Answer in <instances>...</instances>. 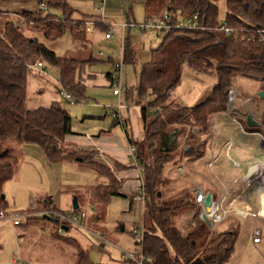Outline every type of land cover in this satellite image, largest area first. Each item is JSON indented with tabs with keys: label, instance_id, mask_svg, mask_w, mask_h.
I'll use <instances>...</instances> for the list:
<instances>
[{
	"label": "trees",
	"instance_id": "1",
	"mask_svg": "<svg viewBox=\"0 0 264 264\" xmlns=\"http://www.w3.org/2000/svg\"><path fill=\"white\" fill-rule=\"evenodd\" d=\"M154 1L158 5L153 9ZM221 1L227 10L224 22L219 19ZM39 5L47 8L41 9ZM145 9L146 21L155 15L169 14L176 24L180 18L198 15L199 28L171 29L152 51L151 61L141 65L135 90L126 93L127 105L134 102L140 108L144 128L141 141L126 131L129 145L136 148L138 163L144 168L146 191L144 220L134 224L143 226L144 240L135 244L141 247L145 264H227L237 240L236 226L232 223L226 231H218L214 225L209 227L200 217L202 209L196 202L192 184L183 189L171 187L174 172L169 175L165 168L205 156L212 138L211 123L228 111L230 92L237 78L260 82V92L264 93V0H146ZM58 12L63 14L62 18ZM76 12L68 0H0V213L7 209L5 198L2 199L3 187L13 178L19 163L15 155L4 149L11 144L33 145L52 163L82 158L83 163L106 178V183L96 186L65 188L77 197L79 204L78 210L69 213L90 207V229L103 232L110 199L125 197L119 191L120 181L105 165L94 160L93 152L67 142L68 136L75 133L72 117L61 101L54 100L48 106L34 109L27 107L28 79L32 74L29 67L38 62L45 64V68L59 70L61 84L56 88L60 94L70 95L75 103L87 100L84 80L78 75L99 61L93 56L88 59L59 56L49 47L58 44L68 33L78 45L92 46L89 33L81 29L85 20L74 18ZM223 26L231 33L220 29ZM98 27L102 31L110 29L104 24ZM124 52L125 65L134 64L135 51L129 42ZM107 59L114 64L113 58ZM186 66L216 79L213 87L192 107L173 96L182 83ZM108 77L111 79V73ZM149 97L153 99L148 101ZM258 119L264 125V111ZM245 126L248 132L261 129L249 126L246 121ZM174 135L176 146L165 151V142ZM190 210L195 211L194 223L183 231L176 223ZM48 221L59 224L57 219ZM63 231L59 227L61 234ZM76 245L78 252L73 264H100L92 260L87 250ZM122 259L126 264H134Z\"/></svg>",
	"mask_w": 264,
	"mask_h": 264
},
{
	"label": "rangeland",
	"instance_id": "2",
	"mask_svg": "<svg viewBox=\"0 0 264 264\" xmlns=\"http://www.w3.org/2000/svg\"><path fill=\"white\" fill-rule=\"evenodd\" d=\"M145 2L146 0L107 1L105 11L101 16L111 29L116 27L120 30V34L124 39V46L120 45L117 37L110 41H98L96 37L97 31H101L104 35V33L109 32L110 29L102 31L98 27L99 24H97L99 21L95 22L94 18L92 19L95 22L94 27L96 32L89 33V37L92 40L91 47L86 48L80 45L74 48L66 39H63L62 42L59 41V45L49 44V47L54 49L59 56L79 59H88L93 56L99 61L98 63H92L90 66H87L82 74L79 73L78 75V77L80 76L84 80L87 100L80 103H75L73 101V104H71L64 99L63 94H60L56 88L57 82L60 79L59 70L50 66L46 68L47 74L38 71V74L40 72L39 75L41 76L39 78L41 88L35 91L29 90L27 102L28 109L46 106L47 104H44L46 102H43L46 95L61 98L64 108L72 117V131L75 133L74 136L83 134L91 136L98 135L100 130L108 129L114 125L116 120L112 116L111 107H117L119 97L113 95V89L109 86V83H106L108 81L107 74L114 71L115 64L123 65L121 98L124 101L123 103H126V93L131 90L134 91L138 84L141 65L151 61L152 51L161 44L164 37V34L158 33L155 30L140 32L132 31L128 28L129 22L136 24H143L146 22L147 13ZM156 4L158 5L157 1L151 3L153 9ZM97 5L99 8H102L101 0L97 2ZM219 7V19L220 22H224L227 11L225 2L221 1ZM130 10H133V14ZM148 13L152 12L148 10ZM56 14L60 18L63 17V14L60 12ZM71 42H74V40ZM127 42H129L130 47L135 51V63L130 65H125L122 60ZM100 52H103L106 58H102L99 55ZM107 58H113L114 64L107 62ZM32 74H37V72L32 71ZM215 82L216 79L214 75H200L186 66L183 72L182 83L173 96L185 106L192 107L203 98L204 94L213 87ZM260 90L261 83L256 80L241 77L236 79L231 91L235 93V101L233 104L237 111L235 115V120L237 122H234L229 116H222V118L215 117L212 121L213 129L211 128V140L215 136L216 143L221 142V137H224V140L227 141L229 131L228 125L226 124H229V128H237V130L241 124L246 130L245 121L248 122L247 119L249 116H251L253 120L254 118H259L260 114L264 111V100L259 98ZM34 98L37 100L35 101ZM152 99L153 97H149L148 101ZM128 105L130 107H135L134 102H130ZM139 112L140 111L137 112V124H139L140 135L143 136L144 128ZM123 124V126L117 124L116 128L125 145V142L127 143V137L124 130L128 131L130 133L129 135H131L132 125L131 122H127L126 120L123 121ZM260 132L264 134L263 129H260ZM102 136H109V133L105 132ZM231 138L238 139L243 144L235 147V150L239 152L237 157L234 156L237 161L246 163L252 161L253 157L264 160V151L260 150L257 146L258 141H260V136L252 137V140L249 142H247L248 139H251L249 136L245 137L243 140L242 135H239V133H233ZM168 148L171 150L170 145H168ZM215 149H218V147L215 146ZM4 150L10 151L19 160L13 178L7 181L3 187V194L5 196V202L7 203L5 213L7 216H11L15 213L21 215L28 214L29 217L25 219L22 225L17 227L12 224L9 218L0 219V264H12L13 259L18 260L19 264H73L76 256L75 254L78 252V247L74 241L70 240L72 236H75V238L79 240L80 245H82L84 249L89 250L90 257L94 262L100 264H126L122 259L124 253L134 251L137 248L135 244L136 241L132 234L119 233L115 237V244L108 242L104 247L100 242L94 239L92 233L80 227L84 226V221L81 219L75 221L76 224L72 226L71 233L62 235L59 232V224L54 226L52 221L50 222L48 219L44 220L43 218L45 217L44 212L52 208L58 211L56 207L53 206L54 202L51 201V198L49 199V196H52L53 200L55 199V202L60 205L61 211L58 212L68 214V210L72 207L73 199L76 196L67 193L65 188H87L104 184L107 182L105 177L94 172L83 162L79 163L77 161L67 160L59 163H52L46 159L38 146L11 144ZM93 158L96 161L95 155ZM208 161V158H204L200 164L191 165L192 163L188 164L187 161L183 160L181 163H184V168L188 174L185 172L186 175L179 176L178 181L170 179L172 180L170 186L176 189H183L192 184L195 189L198 187L197 185L199 183L204 186H208L211 183L223 191L222 187L224 184L222 185L223 175L221 174V170L218 169L219 166L217 165L210 167ZM222 161H226L225 155ZM106 167L115 178L118 177L119 170L116 169L118 166L107 165ZM168 167L169 169L166 170V172L169 175L171 172L176 171L178 176L179 173L175 168V164L172 168L171 164H169ZM228 167L232 170H249V167L245 165L239 168H233L231 163H229ZM259 167L263 169L264 165ZM256 168H254V170H257ZM191 170H195L199 176L201 175V179L199 180L195 174L192 175ZM245 172L246 171H243L239 178H241ZM189 173L191 174L189 175ZM172 177H174L173 174ZM180 177H182V179ZM234 181H237V177H235ZM241 194V190L239 189L237 195ZM48 199L50 203L47 201ZM82 209L86 210L87 206H84ZM87 213L88 216H90L91 211L87 210ZM194 213V210L186 212L178 219L176 225L183 231L191 228L193 225L187 226V221L191 220V216ZM125 215V201L121 199V197H112L106 214V228L109 232H113L118 228V224L121 221L120 218ZM235 216L236 213H233L231 215L232 219L214 225V229L218 231L228 230L232 223L236 226L237 240L234 246L233 256L227 264H264V240L257 245L254 244L255 222H253L252 217ZM139 218L141 219L140 216ZM45 221L46 225L43 227V230H41ZM28 222H30V225H27ZM139 222L136 224H139ZM130 224H132L130 221L125 222L127 227ZM132 225L134 227L137 226L134 224ZM259 225L260 228L261 224ZM73 228H76V230ZM102 250H105L103 254H101Z\"/></svg>",
	"mask_w": 264,
	"mask_h": 264
},
{
	"label": "crops",
	"instance_id": "3",
	"mask_svg": "<svg viewBox=\"0 0 264 264\" xmlns=\"http://www.w3.org/2000/svg\"><path fill=\"white\" fill-rule=\"evenodd\" d=\"M98 1L99 0H68L69 5L77 11L74 14V18L80 19V20H88V19L93 20L92 18H94L95 22H97V21L101 22V23L97 22V24L107 25L101 15L105 11V7L107 5L108 0H106L105 4H104V0H101L102 8L98 7V5H97ZM130 12L133 14V10H130ZM129 23H131V22H129ZM96 34H97L96 37H97L98 41L104 40V36H103L101 31H97ZM63 39H66L67 41H69L71 43V46L74 48H76V46H80V45H76L77 43L75 40H74V42H71L67 38V36H65ZM63 39H61L60 42H62ZM89 39H90V37H89ZM90 41H91V45H92V40L90 39ZM59 43H58V45H59ZM49 67L50 66H48V68ZM45 73H43V74H45ZM39 74H40V72H39ZM39 74L37 72V74H31L30 75V77L28 79V88L30 91H35V90H38L41 88L40 83H39L40 82L39 78L41 76ZM108 76H109V73L107 74L108 81L106 83L110 84V79ZM115 97H118V96H115ZM121 97H122V95L119 97L118 102H120V101L124 102ZM36 100L37 99H35V101ZM54 100L61 101V98H59V97L56 98L54 96L52 97L50 95L49 96L46 95L43 102H46L44 104H47L46 106H48ZM127 106H128V108H125V109L117 112L120 122H118V121H116V122L118 123V125H121V126H123L125 124V122L123 124V121H125V120L127 122H131L132 133L130 136L133 137L135 140L141 141L144 137V134H143V136L140 135L139 124H137V122H138L137 112L140 111V108L138 106H135V107H130L129 105H127ZM222 116H224V115H221L218 117L222 118ZM116 122H115V124H116ZM225 122H227V121H225ZM115 124L112 125L111 127H109L108 129L100 130L98 135H94V136H91L88 134L75 135V136L72 135V136H68V138H67L68 143L78 146L81 150L93 152L95 155L96 161L105 165V166H107V165L108 166H111V165L116 166V164L126 166V167H123V169L116 168L117 170H119L117 178L119 179L120 184H121L120 185V187H121L120 193L125 196V197H121V199H123L125 201V208H126V215L124 217L120 218L121 221L118 224V228H116V230L113 232H109V230L106 228V221H105V231H103V232L102 231L101 232L96 231L95 232V231L91 230L89 227L90 226V224H89L90 216H88L87 220L83 222V225L87 227L86 231H88L89 233H92V234L97 233V232L102 233V235L104 236V239L106 240V244L108 242L115 244V237L119 233L130 235L131 234L130 230H131V227L133 226L132 224H136L140 220H141L140 222H142V220L144 219L143 216H144V208H145V206L142 202L134 199V198H136L135 196L137 195V190L140 186V178H139V172H138L137 167L130 163V145L128 142V138H126L127 143L125 142V145H124L123 140L120 137V134H119ZM226 125H228V131H229V134L227 136V141L231 138V135L233 133H239V135H242L243 140L245 139V137H248V136L240 133L237 130V128L232 129L231 127L229 128V124H226ZM105 132L109 133V136H102V134ZM124 133L126 135L125 130H124ZM231 139H234V138H231ZM251 140H252V138L248 139L247 142H249ZM227 141L224 140V137H221V142L216 143V138L214 136V143L211 147V150H209L207 148L206 154H205L206 156L203 157L202 159L197 160V161L187 162V163L188 164L192 163L191 165H193V164L197 165V164H200V162L203 161L204 158H208L209 159L208 164H209V162L211 161V159L213 157V154L217 155L218 153H220L223 145ZM258 143H259V141H258ZM258 143H257V146H258ZM126 144H127V147H126ZM215 146L218 147V149H215ZM208 147H209V145H208ZM172 148H174V147H171V149ZM263 151H264V149H263ZM223 156H224V154H223ZM223 156H222V158H223ZM233 156L237 157L238 155L233 154ZM222 158L214 166H216V165L219 166L218 169L221 170V174L223 175V178H222L223 182H224V183L222 182V185L224 184L222 187L223 191H221L220 188H218L216 185H213L211 183L208 186L200 185V183L199 184L197 183L198 184L197 186H199V188L205 194H207V193L212 194L213 201L216 203L214 208H217V204L220 201H222L224 199V196H226V193L229 192V194L226 196V200H225V204H224V207L226 209L233 210L235 212H236V210H239V211L243 210V211H248L251 214L254 211L256 213V215L258 216L257 218H255L251 214L244 216L242 214L240 215L239 213H236L235 217H248V216L250 217L251 216L253 219V222H255L254 233L256 230H259L263 234V238H264V189H263L264 188V170H254L253 173H250V170H232L228 167L229 163H231V162L227 158H226V161L223 162ZM260 160H263V159H260ZM245 164H247V163H245ZM231 165L233 168H235V166L232 163H231ZM168 166L169 165L166 166L165 170L169 169ZM172 167H173V165L171 164V168ZM184 167H185L184 163H181L180 165H177L175 167L176 170H178L179 174L177 176L176 171H174V178L173 179L176 180V179H178L179 176H181L179 170H181V169L185 170ZM243 171H246V172L243 174V176L241 178H239L240 175H242ZM185 172H186V170H185ZM186 173L188 174V172H186ZM191 173H192V175L195 174V176L198 177L199 180L201 179V175L199 176L198 173L195 172V170H191ZM191 173H189V175ZM184 175H186V174H184ZM235 177H237V181H234ZM195 181H196V179H195ZM204 181H203V183H204ZM239 189L241 190V193H242L241 195H237V193H239ZM49 198H51V201L54 202L53 206H55L58 211H61V207L58 203L55 202V199L53 200L52 196H49ZM72 209H73V205L68 211L70 212ZM141 214H142V216H141ZM139 216L141 217V219L139 218ZM129 218H131V219H129ZM230 219H232V218H230ZM126 221H130L132 224H130L127 227L125 225ZM53 224H54V226H56L54 222H53ZM259 224H261L260 228H259V226H260ZM27 225H30V222H28ZM45 225H46V221L43 223L41 230H43V227H45ZM84 226H81V228L84 229ZM73 229L76 230V228H73ZM71 231H72V227L68 228V231L64 229L63 234L64 235H65V233L69 234V233H71ZM263 238H262L261 242H263V240H264ZM70 240L74 241L76 244H78V246L81 247V249L87 250L89 253V250L84 249L83 246L80 245L79 240H77L75 238V236L70 237ZM106 244H104L103 246L105 247ZM104 251L105 250H102L101 254H103ZM89 255H90V253H89ZM34 261H35V259H34Z\"/></svg>",
	"mask_w": 264,
	"mask_h": 264
},
{
	"label": "built area",
	"instance_id": "4",
	"mask_svg": "<svg viewBox=\"0 0 264 264\" xmlns=\"http://www.w3.org/2000/svg\"><path fill=\"white\" fill-rule=\"evenodd\" d=\"M105 3H106V0H104V4ZM38 7L41 9L47 8L46 5H39ZM84 24H85V26H83L81 29L85 30L87 33H95L96 32L95 27H94L95 22L93 20H91V19L85 20ZM128 28L132 31H140V32H145L147 30H155L158 33H162V34H164V36H166L169 33V31L171 29H174V28L175 29H198L199 28L198 15H195L194 17L189 18V19L180 18L176 24L172 23V19H171L169 14L155 15L143 24L128 23ZM220 29L225 30L227 34L231 33V31L229 29L225 28L224 26L221 27ZM66 36L70 41L74 40L73 36L70 33H68ZM103 36H104V40H106V41L113 40L117 37L120 45L124 46V39L120 34V30L116 27H113L112 29L110 28L109 32L104 33ZM99 55L102 58H106V55L103 52H100ZM124 56H125V52H123V55H122L123 63H124ZM29 68L31 71H35V72H38V71H41L43 73L46 72L45 64H43L41 62H38L37 64H34V65H31ZM122 71H123V65L122 64H115L114 71L111 72L110 87L113 89V94L115 96H118V97H120L122 95V89H121ZM60 84L61 83L58 81L57 85L60 86ZM62 94L67 101H69L71 104H73V99L71 98L70 95L65 94V93H62ZM234 101H235V93L233 91H231L230 92V102H229L230 104L228 105V111L223 115L229 116V117H231L230 119H232L234 122H237L235 120V115L237 114V111H236L235 105L233 104ZM125 108H128V106L125 103H123L122 101H120L117 104L116 108L113 106L111 107L112 116L115 119L116 118L119 119L117 112L121 111ZM254 120L259 123L258 127L264 130V125H262L261 122L257 118H254ZM212 129H213V122H212ZM238 130L240 133H242L246 136L248 135L250 138L255 137V136H260V141L258 143V147L260 150H263L262 148H260L261 143L264 142V134L263 133H261V132H248L244 129V127L241 124L239 125ZM213 136H214V131H213ZM213 143H214V138L208 144L209 147L207 146V148L209 150H211ZM241 144L242 143L238 139L228 140L223 145L220 153H218L217 155L213 154V157H212L211 161L209 162V166L213 167L222 158L223 154L226 156V158L235 167L239 168V167H242L243 165L249 167L250 173L254 172V168L261 166V165H264V161L260 160L259 158H256V157H253L252 161L246 162L247 164H245L244 162L241 163V162L237 161L234 158L233 154H237V155L239 154V152H237L235 150V147L237 145H241ZM130 163L137 167L138 172H139V178H140V186L137 190V196L135 199L137 201L142 202L145 205L146 191H145L144 184H143L144 168L141 165H139V163H138L137 150L134 147H130ZM180 172H181L180 173L181 175L185 174V170L181 169ZM195 191H196V202H197L198 206L201 207V209L203 210L206 194L199 188V186L195 188ZM228 194H229V192L226 193V196ZM226 196H224V199L217 204V208L214 209L213 212L209 215L210 221L213 223V225L221 224V223L229 220L231 218V214L233 212L239 213L240 215L242 214L244 216L251 214L248 211L236 210V212H235L233 210L226 209L224 207ZM215 204L216 203L213 201V208L215 207ZM87 210L90 211V207H87L86 210L82 209L79 212L64 214V213L58 212L54 208H52V209L44 212V215H45V218L48 220L57 219L59 222L60 232H62L64 230L63 229L64 225H69L72 227L73 225L76 224L75 221H78L79 219L86 221V219L88 217ZM145 211H146V209L144 208V213H145ZM194 215H195V213L192 214L191 220L187 221V226L193 225ZM251 215H253L255 218L258 217L254 211ZM28 217H29L28 214L21 215V214L15 213L11 216H7L5 212L0 213V219L9 218L11 220L12 224L16 227L19 225H22L24 223L25 219L26 218L28 219ZM84 229L87 230V227L84 226ZM92 235H93L94 239L96 241L100 242L102 245L106 244V240L104 239V236L100 232L94 233ZM132 236L134 237V239L137 243L141 244L144 240V228H143V226L140 225V226L133 227L132 228ZM262 238H263V234L259 230H256L254 233V244L255 245L259 244L261 242ZM123 258H125L127 260H131L134 264H145L144 257H143L142 252H141V247H138L134 251L124 253ZM12 264H19V261L14 259L12 261Z\"/></svg>",
	"mask_w": 264,
	"mask_h": 264
},
{
	"label": "water",
	"instance_id": "5",
	"mask_svg": "<svg viewBox=\"0 0 264 264\" xmlns=\"http://www.w3.org/2000/svg\"><path fill=\"white\" fill-rule=\"evenodd\" d=\"M259 96L264 98V93H259ZM248 121V125L251 127H258L259 123L256 122L255 120L252 119L251 116L248 117L247 119ZM177 144V136L174 135L170 138L169 141L165 142V146H164V150L165 151H169L170 148H168V145H170V147H175ZM260 148L264 149V142H262V144L260 145ZM76 161L79 163L83 162L82 158H76ZM160 195V194H159ZM5 196H2V199H4ZM73 209L74 210H78L79 209V204H78V200L77 197H75L73 199ZM213 211V198H212V194L211 193H207L206 194V198H205V202H204V208L202 210V213L200 215L202 221H204L206 224L209 225V227H213V223L210 221L209 215L211 214V212ZM63 229L68 231V227Z\"/></svg>",
	"mask_w": 264,
	"mask_h": 264
},
{
	"label": "bare ground",
	"instance_id": "6",
	"mask_svg": "<svg viewBox=\"0 0 264 264\" xmlns=\"http://www.w3.org/2000/svg\"><path fill=\"white\" fill-rule=\"evenodd\" d=\"M250 110H251V109H250ZM256 169H257V170H264V167H263V169H262L261 167L258 166V168H256ZM263 189H264V188H263ZM214 209H216V208H214ZM214 209H213V210H214ZM212 212H213V211H212ZM212 212H211V213H212Z\"/></svg>",
	"mask_w": 264,
	"mask_h": 264
}]
</instances>
